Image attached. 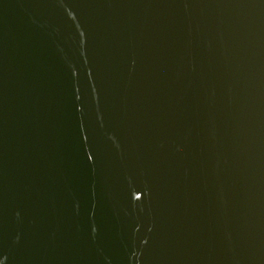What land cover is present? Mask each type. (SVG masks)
<instances>
[{
  "label": "water",
  "instance_id": "1",
  "mask_svg": "<svg viewBox=\"0 0 264 264\" xmlns=\"http://www.w3.org/2000/svg\"><path fill=\"white\" fill-rule=\"evenodd\" d=\"M0 264H264V0H0Z\"/></svg>",
  "mask_w": 264,
  "mask_h": 264
}]
</instances>
